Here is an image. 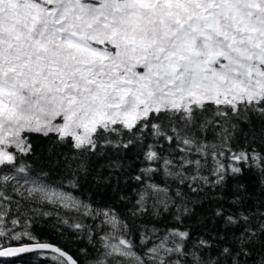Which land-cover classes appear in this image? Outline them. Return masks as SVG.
<instances>
[{
  "label": "snow or ice",
  "instance_id": "6c2138e0",
  "mask_svg": "<svg viewBox=\"0 0 264 264\" xmlns=\"http://www.w3.org/2000/svg\"><path fill=\"white\" fill-rule=\"evenodd\" d=\"M24 257L264 264V0H0V264Z\"/></svg>",
  "mask_w": 264,
  "mask_h": 264
},
{
  "label": "trees",
  "instance_id": "16d2710c",
  "mask_svg": "<svg viewBox=\"0 0 264 264\" xmlns=\"http://www.w3.org/2000/svg\"><path fill=\"white\" fill-rule=\"evenodd\" d=\"M42 147H43V145H41V148ZM40 150H41L40 148L37 149V151H40ZM37 231L42 236H48L52 240L53 243H56L57 242V236L54 235V234H49L47 228H40V227H38L37 228ZM71 254L72 255H75L76 254L75 251H74V249L71 250ZM32 260H33L32 257H24L22 261H18V264H30V261H32Z\"/></svg>",
  "mask_w": 264,
  "mask_h": 264
}]
</instances>
